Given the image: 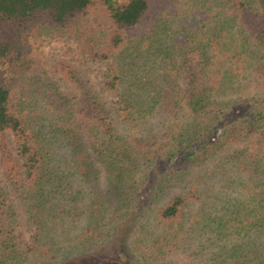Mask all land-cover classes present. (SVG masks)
Masks as SVG:
<instances>
[{
	"label": "trees",
	"instance_id": "16d2710c",
	"mask_svg": "<svg viewBox=\"0 0 264 264\" xmlns=\"http://www.w3.org/2000/svg\"><path fill=\"white\" fill-rule=\"evenodd\" d=\"M40 35L106 63L114 103L65 90L78 86L64 58L58 77L32 72ZM5 129L15 196L0 184V264L86 257L111 241L138 264H194L211 248L264 264V0H0Z\"/></svg>",
	"mask_w": 264,
	"mask_h": 264
},
{
	"label": "rangeland",
	"instance_id": "374dc122",
	"mask_svg": "<svg viewBox=\"0 0 264 264\" xmlns=\"http://www.w3.org/2000/svg\"><path fill=\"white\" fill-rule=\"evenodd\" d=\"M32 49L30 56L33 60L32 72H39L41 70L46 71V73L52 77H58V71L55 66L56 61L61 58L68 60L76 68L74 85L65 86V90L71 92L79 89V87L89 86L101 92V97L103 100L109 103H114L117 95L114 92L102 90L103 87V70L106 68V63L90 62L81 57L75 52V42L72 39H68L65 36L60 35H40L31 38ZM182 120V119H181ZM180 124V122H179ZM174 126L178 129L180 125ZM1 136L7 138L10 141V149L15 153V145L13 134L9 129H5ZM219 155L213 156L208 160L202 162L207 169H212L215 164L218 163V159H221ZM147 165V164H143ZM200 170V169H198ZM202 172L204 171L201 169ZM0 184L6 191H10L11 197L14 199L15 191L10 183L7 182L5 176L3 175V170L0 166ZM175 191V188H168L164 191L165 195L168 196L171 192ZM17 203V202H16ZM20 207V203H17ZM25 244L30 241V238L36 233L35 223H30L27 226L23 225ZM124 244V242H123ZM127 247V246H126ZM121 248V244H117L114 241L104 242L100 246H95L88 253L86 257L83 255L72 256L66 259H57L50 261L49 264H138L134 258L132 252L127 248ZM214 249V250H213ZM80 258H83L80 260ZM194 264H234L232 260H222V256L216 253V248H211V250L203 251L199 256L194 259Z\"/></svg>",
	"mask_w": 264,
	"mask_h": 264
}]
</instances>
